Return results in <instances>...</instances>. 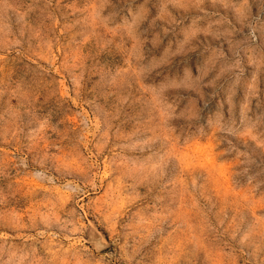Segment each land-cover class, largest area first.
I'll use <instances>...</instances> for the list:
<instances>
[{"label": "rangeland", "instance_id": "obj_1", "mask_svg": "<svg viewBox=\"0 0 264 264\" xmlns=\"http://www.w3.org/2000/svg\"><path fill=\"white\" fill-rule=\"evenodd\" d=\"M0 264H264V0H0Z\"/></svg>", "mask_w": 264, "mask_h": 264}]
</instances>
